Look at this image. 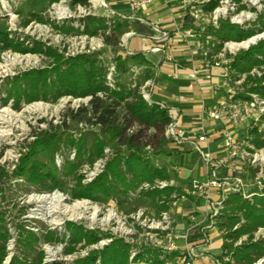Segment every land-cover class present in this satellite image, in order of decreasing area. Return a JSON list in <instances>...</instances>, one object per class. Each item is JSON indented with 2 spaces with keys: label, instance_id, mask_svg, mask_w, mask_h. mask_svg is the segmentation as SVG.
<instances>
[{
  "label": "rangeland",
  "instance_id": "374dc122",
  "mask_svg": "<svg viewBox=\"0 0 264 264\" xmlns=\"http://www.w3.org/2000/svg\"><path fill=\"white\" fill-rule=\"evenodd\" d=\"M210 1L213 0H197L195 3L201 10L197 27L209 28L213 27L214 22L220 25L221 22L228 20L230 24L245 30L251 29L254 32L243 40V47L239 51L235 50L231 54L226 47L228 58L264 39V0H240L239 3L234 0H214L216 6L210 11L204 10L206 3ZM93 2H89L87 6H72L67 0L56 2L0 0V32L4 31L9 37L17 38L24 46L41 48V51L24 53L11 49L0 50V169L3 171L0 179V218L2 219L0 224L7 228L10 234L5 245L7 254L1 264H9L13 255H19L17 225L38 235L52 232V240H46L45 237L35 248L43 252L41 264H74L78 258L87 255L91 250L102 249L115 238H121L129 245V264H154L156 257L157 264H180L181 262L179 258L185 246L181 247L180 237L174 231L168 213L158 208L163 206L167 209L168 202L177 196L189 195L184 191H174L173 188L169 196H163L162 189L171 184L174 185L172 181H165V186L162 185L163 183L159 184L160 181H155L153 184L143 183L134 192L116 193L106 199L104 197V200L74 197L79 189L78 176L79 184L87 186L103 173L105 164L116 151L126 153L124 146L118 144L116 140L109 141L108 136L101 134L97 126L85 121L76 122L70 117L63 118L68 110L76 111L80 106H87L90 97L75 98L66 95L56 101L50 98L32 102L21 101L17 108L13 106L12 100L3 103L2 99L6 97L9 80L29 70L51 67L53 59L46 54L48 50L64 57L80 53L93 54L107 68L106 82L111 88L115 86L116 80L129 88H133L141 80L146 65L129 59L125 64L126 72H119L115 67L114 58L117 55L122 58L128 55L123 46L125 33L120 36V43L117 46H109L105 44L104 34L101 31L96 35H88L61 30L62 26L69 24L82 31L79 20L97 11L90 7L95 5ZM240 6L243 8H239ZM195 22L197 23V20ZM109 32L110 29H107L105 34ZM128 43L130 50L142 51L145 48L144 39L137 36L132 37ZM150 74L148 81L152 82L154 70H151ZM150 86L149 82L141 93H148ZM246 87L248 85L245 87L242 85V90L246 91ZM225 88L213 91V94L218 95ZM154 95H157V90L153 91ZM42 131L56 132L60 136L58 148L53 156L58 178V186L54 188L46 184L31 183L24 177L13 175L19 158L35 141L36 134ZM65 138L74 141L81 138L84 141L81 151L82 153L84 151L82 159L98 139L106 142V145L101 157L94 159L91 163H85L83 159L84 162L79 168L71 171L64 166L76 158L78 151L75 146L65 144ZM171 147H174V142L164 139L162 151L156 149L153 152L152 148L145 147L140 150V153L145 158H149L154 165L165 166L172 178L174 171L169 169L168 165L169 155L172 153ZM213 149L217 153L221 150L215 146ZM191 156L194 158V154ZM38 157L46 161L43 155L39 154ZM235 164L238 170L246 172L248 162L238 158ZM257 175L258 172L253 179L245 175L244 188L256 183L255 179L259 176ZM53 194L59 195L61 199L59 203L50 198L43 199ZM148 194L154 196L156 194L157 200ZM158 194L159 197H157ZM95 196L103 198L99 193H95ZM159 199L165 202L160 204ZM75 202L85 204L73 210L71 207ZM162 213H166V216L163 217ZM74 227L80 228L83 232L91 231L98 238L97 242L87 244L84 238L76 242L70 241V230ZM219 232L215 226L208 232L211 233V236H208V241L211 243L208 247L210 253H221L219 241L222 239V234ZM55 238L58 240L63 238V240L56 241ZM67 248H73V251L66 254L64 251ZM138 254L141 256L136 259Z\"/></svg>",
  "mask_w": 264,
  "mask_h": 264
},
{
  "label": "trees",
  "instance_id": "16d2710c",
  "mask_svg": "<svg viewBox=\"0 0 264 264\" xmlns=\"http://www.w3.org/2000/svg\"><path fill=\"white\" fill-rule=\"evenodd\" d=\"M67 1L72 6L89 4V0ZM234 1L240 2V0ZM215 6L216 1H210L206 3L204 10L210 11ZM79 21L82 31L69 24L62 26L61 30L88 35H96L101 31L104 34L105 44L109 46H117L120 43V36L131 28L130 24L124 20H112L104 16L87 15ZM107 29H110V32L105 34ZM207 32L213 36L215 50L220 49L225 41H242L254 33L251 29L245 30L230 24L228 20L221 22L217 29L209 27ZM3 49L22 53L41 51L39 46H24L17 38H11L2 31L0 32V50ZM46 54L53 59L51 67L29 70L9 80L6 97L2 99L3 103L12 100L13 106L17 108L21 101L32 102L49 98L56 101L66 95L75 98L90 97L87 106H80L76 111L68 110L63 118L70 117L76 122L85 121L95 125L101 134L108 136L109 141L116 140L118 144L126 148L125 154L116 151L105 164L103 173L87 186L79 184L78 176L79 189L74 197L104 200V197L106 199L116 193L134 192L143 183L153 184L155 181L169 180L170 176L165 166L154 165L149 158H145L140 153V150L145 147L152 148L153 152L156 149L162 151L164 139L172 142L164 134L169 121L166 109L155 102L145 101L140 91L143 84L150 78L152 70L151 62L143 53L128 54L125 58L117 55L114 58L115 67L119 72L127 71L125 64L129 59L146 65L141 80L133 88L122 85L118 80L111 88L106 82L107 68L93 54L80 53L64 57L51 50H48ZM229 62L234 74H247L243 83L244 87L248 85L246 91L258 93L264 97V86L261 85L263 76L249 75L252 69L264 72V39L237 55L229 56ZM131 128H133L132 131ZM248 137L256 148L264 145L262 131L257 127L249 130ZM59 141L60 136L56 132L42 131L36 134L35 141L19 158L13 175L24 177L31 183L49 185L50 188L58 186L53 156ZM64 143L75 146L78 151L76 158L64 166L71 171L77 170L84 162L83 159L85 163H91L94 159L101 157L106 145V142L98 139L82 159L84 151L83 153L81 151L84 141L81 138L76 141L65 138ZM39 154L45 157V162L38 157ZM257 171V168L246 165V172L242 173V178L247 175L253 179ZM2 173L0 169V179ZM260 181L262 186L254 182L244 191H228L222 201L213 224L221 232L223 239L222 252L218 257L219 264H264V180L260 179ZM171 190L173 187H166L161 192L167 197L171 194ZM95 193L101 194L103 198L95 196ZM148 195L157 200L156 194ZM158 201L160 204L165 202L161 199ZM158 208L165 210L163 206ZM68 226L71 225L68 224ZM17 228L19 255H13L9 264H41L43 252L35 248L45 237L46 240H52V232L38 235L21 225H17ZM70 231V241L76 242L84 238L87 244H92L98 240L91 231L83 232L75 227ZM9 236L7 228L0 224V264L7 254L5 245ZM55 239L63 240V238ZM72 251L73 248H67L64 252L68 254ZM140 256L138 254L136 259ZM128 258L129 245L121 238H115L102 249L91 250L87 255L78 258L74 264H129ZM157 261L156 257L154 264H157Z\"/></svg>",
  "mask_w": 264,
  "mask_h": 264
},
{
  "label": "crops",
  "instance_id": "0c3cea01",
  "mask_svg": "<svg viewBox=\"0 0 264 264\" xmlns=\"http://www.w3.org/2000/svg\"><path fill=\"white\" fill-rule=\"evenodd\" d=\"M92 2L95 5L90 6L91 9H97L93 15L104 16L112 20H124L130 24L129 31L133 34L130 37H125L123 46L126 49L125 53L142 52L145 58L151 62V69L154 70L153 84L150 89L151 100L155 103L162 102L170 105L177 95L184 94L185 99L178 104V107L180 125L185 133L181 143H174V147H171L172 153L169 155L168 165L169 169L174 171L172 178L169 177V181H172L174 185L171 184L169 187H173L174 191L188 193L193 181H204L206 178L205 165L194 148V144L197 142V134L200 133L199 128L204 127L207 141L198 142V145L201 149L209 151L213 158H220L224 155L221 139L223 131L229 128L221 121L201 117V104L212 106L217 96L213 94V91L222 90L216 86L219 81L216 76H212L209 82L201 83L199 87L187 88L190 68L197 65L201 57L198 54H193L189 50L185 39L176 35L174 24L181 29L190 28L196 31L199 29L197 27L198 20L192 16L189 7L185 8L183 6L182 0H152L150 3L141 6L136 12L130 10L129 0H92ZM196 2L197 0L193 1V7L198 8ZM153 28H160L167 33V42L169 43L167 52L173 58L171 62L161 63L162 55L150 52L151 46L154 45L153 36L156 34ZM134 36L144 39V50L129 49L128 42ZM190 46L193 47L191 41ZM166 74H172L173 78H167ZM199 77L202 81L200 74ZM209 84L214 87L210 88ZM154 90H157L156 96H153ZM233 129L241 137L247 136L248 138L247 125L241 124ZM213 146L221 149L219 153L213 149ZM191 154H194V158ZM218 171L219 174L229 173L226 167ZM203 177L204 179H202ZM185 195L173 198L174 200L168 202V208L162 212L168 213L174 231L180 237L181 247L186 245L194 249L196 257L193 264H219L218 257L221 253L213 254L208 251L211 244L208 241V236L210 237L211 233L208 232L215 226L211 224L208 218L209 205L202 197ZM213 195L215 199L220 196L216 192ZM221 245L222 239L219 241V246L221 247Z\"/></svg>",
  "mask_w": 264,
  "mask_h": 264
},
{
  "label": "built area",
  "instance_id": "2783aa9c",
  "mask_svg": "<svg viewBox=\"0 0 264 264\" xmlns=\"http://www.w3.org/2000/svg\"><path fill=\"white\" fill-rule=\"evenodd\" d=\"M92 0H89L91 2ZM152 0H129V8L132 12H136L141 6L150 3ZM194 0H182V4L185 8L190 9V13L195 19H199L201 10L193 7ZM191 7V8H190ZM214 18L216 19L215 15ZM175 33L178 37L185 39L189 50L193 54H198L201 57L200 62L197 65H193L190 68L187 84V88L199 87L203 82H209L212 76L218 78V88L226 87L223 93L218 94L215 97V102L212 106H207L204 103L201 104L202 118H208L213 121H221L228 125L229 128L223 131L221 139V147L224 150V155L220 158H213L209 151L201 149L198 142H206L207 137L204 127L201 126L200 133L197 134V142L194 144L195 150L198 152L206 168V178L204 181H193L188 194L195 197H202L209 205L210 213L208 214L209 221L214 224V218L218 214V210L224 200V197L228 191H244V180L242 178V170L236 168L237 159L248 162V165L253 168H257L258 177H256V183L262 186L260 179L263 177L264 168V145L260 148H256L249 137H241L239 133L235 132L233 128L244 124L248 126V130L257 127L262 131V138L264 139V97H261L258 93L245 91L242 94V85L245 81L247 74H234L231 67L229 58L227 57L225 48L228 47L229 52L234 53L235 50H240L243 46L242 41H225L220 49H214L213 36L207 32L206 28H199L193 31L190 28L181 29L174 24ZM215 29L218 28L217 22L213 23ZM156 33L153 36L154 45L151 46L150 52L159 53L162 55V62H171L172 56L167 52L169 43L167 42V33L160 28H153ZM133 33L128 31L125 33V37H130ZM193 47L190 46V41ZM245 45V44H244ZM249 46V45H248ZM247 43H246V47ZM160 65L158 66V68ZM216 73V74H215ZM251 76L261 77L263 76L261 85L264 86V74L252 69L249 72ZM199 74L202 76L200 80ZM166 77L172 79V74H166ZM151 81H146L143 84L142 90ZM210 88L213 85L209 84ZM151 89V88H150ZM144 100L148 103L153 102L151 100V92L141 93ZM185 99L184 94L177 95L173 102L168 105L165 103L156 102L161 108H165L168 116V123L165 128L166 137L170 138L174 143H181V139L184 135V130L180 125V115L178 104ZM226 167L228 174H219V169ZM165 186V181L158 182ZM161 186V187H163ZM219 193L220 196L215 199L213 193ZM166 213H162V216H166ZM168 235V234H167ZM196 254L192 247L185 245V250L181 252L180 264H193Z\"/></svg>",
  "mask_w": 264,
  "mask_h": 264
},
{
  "label": "bare ground",
  "instance_id": "6f19581e",
  "mask_svg": "<svg viewBox=\"0 0 264 264\" xmlns=\"http://www.w3.org/2000/svg\"><path fill=\"white\" fill-rule=\"evenodd\" d=\"M51 199V200H53V201H55V202H60L61 201V199L59 198V195H57V194H53V195H51V196H45L43 199L45 200V199ZM85 203L84 202H75L73 205H72V209L74 210V209H76V208H78V207H81L82 205H84Z\"/></svg>",
  "mask_w": 264,
  "mask_h": 264
}]
</instances>
